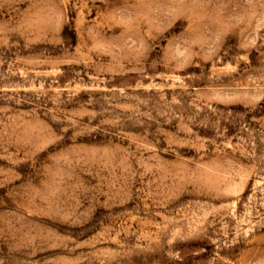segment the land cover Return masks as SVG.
<instances>
[{
  "label": "rangeland",
  "instance_id": "1",
  "mask_svg": "<svg viewBox=\"0 0 264 264\" xmlns=\"http://www.w3.org/2000/svg\"><path fill=\"white\" fill-rule=\"evenodd\" d=\"M0 264H264V0H0Z\"/></svg>",
  "mask_w": 264,
  "mask_h": 264
}]
</instances>
